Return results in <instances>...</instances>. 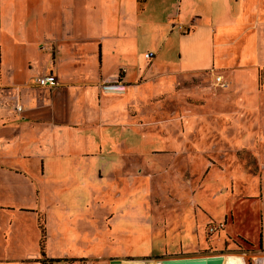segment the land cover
Masks as SVG:
<instances>
[{
	"label": "rangeland",
	"instance_id": "374dc122",
	"mask_svg": "<svg viewBox=\"0 0 264 264\" xmlns=\"http://www.w3.org/2000/svg\"><path fill=\"white\" fill-rule=\"evenodd\" d=\"M56 1L75 12L83 3ZM136 1L144 25L137 28L133 54L141 70L151 35L158 41L151 44L155 52H148L154 53L152 60L160 56L164 62L152 72H175L178 79L182 70L202 68L194 61L205 48L199 35L211 31L204 17L221 13L231 18L240 7V35L233 39L235 50L241 44L239 61L198 71L166 92L146 96L140 105L128 102L119 122L123 126L103 128L110 135L123 133L119 151L124 156L113 166L97 161L93 173L72 178L75 183L91 178L90 203L87 188L70 183L71 189L55 190L64 176L57 171L39 198L26 186L15 189L11 202L35 209V217L21 211L27 216L18 213L8 225L9 217L0 216V259L6 264H38L34 259L41 252L43 258L57 259L46 264H111L115 259L118 264H264V125L257 123L264 119V108L258 107L264 105V60L249 37L256 32L258 14L260 21L264 18V0H191L193 13L177 8L178 0ZM192 14L200 15L198 22L190 23ZM190 26L194 38L180 33ZM29 31L28 45L0 47V64L5 57L8 64L23 67L26 77L35 75L26 61L38 66L44 56V36ZM99 152L82 154L94 161ZM28 165L35 173L36 159ZM9 226L11 237L5 239L2 233Z\"/></svg>",
	"mask_w": 264,
	"mask_h": 264
},
{
	"label": "crops",
	"instance_id": "0c3cea01",
	"mask_svg": "<svg viewBox=\"0 0 264 264\" xmlns=\"http://www.w3.org/2000/svg\"><path fill=\"white\" fill-rule=\"evenodd\" d=\"M79 1L83 3L75 12L73 6L59 7L56 0H0V47L8 46L9 43L16 46H23L22 43L28 45L31 43L26 39L29 30L44 36V45L41 49L44 50V56L40 64L36 66L29 60L25 63L27 69L35 70L34 76L26 77L21 73L23 67L20 65L14 67L8 64L7 58L1 56L3 65L0 64V216L9 217L8 225L18 213L27 216V212L21 211H31L32 218L35 217L33 213L35 209L23 208L17 202H11L15 198L12 197L13 191L26 186L34 192L36 198H39L42 195V186L48 180L53 181L52 174L56 171L60 177L64 176L55 190L71 189L70 183L76 187L78 185L87 188L89 197L86 203H90L93 197L90 192L94 190H91L87 183L92 181L91 178L85 176L87 182L80 178L78 183L72 181V178L76 174L93 173L97 161L105 166H113L117 162L116 158L124 156L120 153L123 145L119 143L122 142L120 137L123 133L116 132L114 136L105 132L103 128L105 125L123 126L119 122L123 119V111L128 102L135 101L139 104L146 96L157 91L166 92L176 81L188 79V76L198 71L221 64L235 65L239 61L241 44L235 50L236 41L233 39L235 37L238 39L240 35L242 17L240 7L239 13L235 12L231 18H226L221 13L217 17L216 15L204 17L211 23V31L206 30L199 35L204 36L205 48L202 55L194 61V64H203L202 68L182 70L178 72L181 74L180 78L175 79L172 75L175 72L171 74L152 72L155 67L159 68L161 63H164L160 56L152 60L154 53L150 57H145L148 50L155 52L151 44L156 45L158 38L156 39L154 35H151L148 40L149 46L141 54L147 63L146 68L141 70L138 67V59L133 51L137 41V28L144 25L138 18L140 2ZM177 2V8L181 7L180 10L182 9L184 13L189 11L193 13L191 7L189 10L191 0ZM226 2L229 3V0H225L224 3ZM256 6L258 9L260 4L257 2ZM258 15L256 32L249 37L257 43L253 47L254 51L260 50L257 57L261 55V60H264V48H261L264 45V41L262 42L264 18L260 21L262 16ZM190 16V23L193 20L199 21L200 15ZM147 24L151 29L162 28L161 25L159 27ZM235 28L238 31L233 33ZM193 29L190 26L187 27L188 32L182 33L180 30L179 32L194 38ZM229 30H233L230 31L232 33ZM231 58L235 59L234 63L229 62ZM255 59L254 57L253 60ZM120 68L123 71L122 76H119ZM46 73L54 75V85L44 87L35 85L33 78ZM140 77H147L148 80L146 83L136 82ZM257 98L260 100V95L255 96V100ZM260 106L264 108V105H258ZM17 107L20 109L17 110ZM257 123L259 126L264 125V119L260 118ZM95 151L100 152L94 156L96 158L94 161L82 154ZM31 158H35L38 163L35 173L28 167ZM11 159L14 160L13 163H10ZM15 161L23 165H16ZM39 207L43 211L42 206L36 208ZM76 220L75 218L74 221ZM6 229L2 233L5 239L10 238L12 233L11 226ZM6 261L8 260L0 259V264H6ZM34 262L40 264L38 259H34Z\"/></svg>",
	"mask_w": 264,
	"mask_h": 264
},
{
	"label": "built area",
	"instance_id": "2783aa9c",
	"mask_svg": "<svg viewBox=\"0 0 264 264\" xmlns=\"http://www.w3.org/2000/svg\"><path fill=\"white\" fill-rule=\"evenodd\" d=\"M150 56H152L151 52L145 53V57H150ZM33 82L38 87L52 86L55 83V77L52 73H46L43 75L35 76L33 78ZM16 109L19 110L20 107H17Z\"/></svg>",
	"mask_w": 264,
	"mask_h": 264
},
{
	"label": "trees",
	"instance_id": "16d2710c",
	"mask_svg": "<svg viewBox=\"0 0 264 264\" xmlns=\"http://www.w3.org/2000/svg\"><path fill=\"white\" fill-rule=\"evenodd\" d=\"M41 258L40 259H38V262L40 263V264H46L47 263V261H56L57 259H52V258H43V254H42V252H41Z\"/></svg>",
	"mask_w": 264,
	"mask_h": 264
},
{
	"label": "water",
	"instance_id": "95a60500",
	"mask_svg": "<svg viewBox=\"0 0 264 264\" xmlns=\"http://www.w3.org/2000/svg\"><path fill=\"white\" fill-rule=\"evenodd\" d=\"M214 258H215L217 261H219L221 257H219V255H216ZM110 263H111V264H118V263H120V260H117V259H115V260H111Z\"/></svg>",
	"mask_w": 264,
	"mask_h": 264
}]
</instances>
